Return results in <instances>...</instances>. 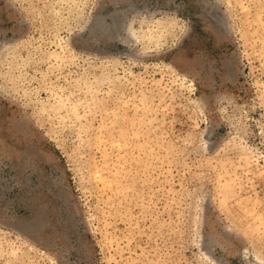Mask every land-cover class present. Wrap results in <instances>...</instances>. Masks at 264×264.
I'll return each instance as SVG.
<instances>
[{"label": "rangeland", "instance_id": "374dc122", "mask_svg": "<svg viewBox=\"0 0 264 264\" xmlns=\"http://www.w3.org/2000/svg\"><path fill=\"white\" fill-rule=\"evenodd\" d=\"M0 264H264V0H0Z\"/></svg>", "mask_w": 264, "mask_h": 264}]
</instances>
